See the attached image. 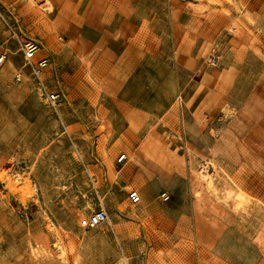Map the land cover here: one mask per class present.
Here are the masks:
<instances>
[{"label":"rangeland","instance_id":"374dc122","mask_svg":"<svg viewBox=\"0 0 264 264\" xmlns=\"http://www.w3.org/2000/svg\"><path fill=\"white\" fill-rule=\"evenodd\" d=\"M36 1L0 0V264H264V0Z\"/></svg>","mask_w":264,"mask_h":264},{"label":"built area","instance_id":"2783aa9c","mask_svg":"<svg viewBox=\"0 0 264 264\" xmlns=\"http://www.w3.org/2000/svg\"><path fill=\"white\" fill-rule=\"evenodd\" d=\"M19 50L22 54V67H27L29 69V75L33 80L35 89L40 96V99L44 100L49 105L55 106L61 100L60 92L57 90H49L45 85L44 72L49 64L48 57H37V52L40 47L39 44L30 39L20 40ZM7 55V50L3 46V41L0 39V69L3 67ZM22 77V72H17L15 74V79L20 81ZM126 155L121 153L116 158L117 163H125ZM163 201L168 200L169 194L167 191H163L160 194ZM127 198L132 204H138L141 201L140 194L135 189H130L127 191ZM108 215L103 207H98L92 211L87 218V224L89 227H96L99 224L107 221Z\"/></svg>","mask_w":264,"mask_h":264},{"label":"bare ground","instance_id":"6f19581e","mask_svg":"<svg viewBox=\"0 0 264 264\" xmlns=\"http://www.w3.org/2000/svg\"><path fill=\"white\" fill-rule=\"evenodd\" d=\"M27 1L31 6H34V7L38 6V8L41 9L42 11H44L45 13H49L52 10V7L47 5V3H46V5H44V4L39 5L36 0H27ZM227 1L232 3L233 0H227ZM85 65H86V68L90 67V61L89 60L85 61ZM212 166H213V168H215V166L213 164H212ZM204 171H205V168H204ZM199 177L205 182L206 186L209 188V191H211L212 193L216 191V188H215L214 182H213V177L209 173H206V171L205 172L201 171L199 173ZM9 182H11L13 184L15 192L18 193L19 195H24L26 193L25 176L23 173L15 172L12 175ZM238 193L231 190L228 192V194H225V195L227 198L231 197V198H234L236 200V201H234V203L236 202L235 206H236V210L238 212L241 210L240 208L251 207V204H253V199L250 198L249 196H246L245 194H238ZM132 215H136V212L134 211V213H132ZM118 241H116L117 246L119 245ZM56 245H57V248L59 250V255L61 257V260L63 261L62 264H67L66 259H65V254H66L65 249L59 243H57ZM118 248H119V246H118ZM78 263H79V261H78L77 255H76V257L74 258V264H78Z\"/></svg>","mask_w":264,"mask_h":264},{"label":"crops","instance_id":"0c3cea01","mask_svg":"<svg viewBox=\"0 0 264 264\" xmlns=\"http://www.w3.org/2000/svg\"><path fill=\"white\" fill-rule=\"evenodd\" d=\"M234 3L237 4V2H235V1H234ZM52 12H53V10H52ZM52 12H51V13H52ZM117 157H118V156H117ZM117 157H116V158H117ZM116 163H117V162H116V160H115V164H116ZM117 165H121V167L123 168L124 163H123V164H122V163H118ZM121 167L119 168L118 171H120V170L122 169ZM117 174H118V173H117ZM150 189L152 190L151 193L149 192ZM154 190H155V189H154V185L151 184L149 187L145 188L144 193L147 194L148 196L152 197L153 194H154V192H156V191H154Z\"/></svg>","mask_w":264,"mask_h":264}]
</instances>
